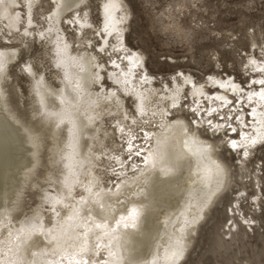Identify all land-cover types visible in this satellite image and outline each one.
<instances>
[{
    "label": "snow or ice",
    "instance_id": "6c2138e0",
    "mask_svg": "<svg viewBox=\"0 0 264 264\" xmlns=\"http://www.w3.org/2000/svg\"><path fill=\"white\" fill-rule=\"evenodd\" d=\"M101 7L103 22L85 40L84 32L93 27L85 0H0V20L8 21L2 42L17 35L24 41L0 48V84H10L12 63L33 82L31 116L17 109L11 117L14 130L23 134L21 143L30 146L32 167L15 197L0 208V264H189L202 222L225 198L221 246L241 225L246 235L260 227L264 237V157L257 171L248 167L256 148H264V0L258 22L245 16L241 31L233 25L228 33H210L216 23L209 25L206 13L213 11V0H169L166 32L189 44H195V36L208 38L195 45L200 65H208L199 76L183 70L156 76L159 69L149 68L144 55L148 49L125 42L124 6L107 0ZM142 7L151 16L147 5ZM185 8L195 13L191 31L176 23ZM61 24L76 31L75 54ZM145 33L155 35V23ZM159 60L175 64L170 54ZM53 71L63 73L59 89L46 86ZM157 83L160 88L151 87ZM208 85L221 91L210 89L209 95ZM93 86L99 90L91 91ZM10 101L0 87L3 111H9ZM217 136L223 137L219 145ZM224 144L234 157L222 156ZM45 168L50 179L43 181L41 204L29 202L26 185L39 190L38 174ZM237 169L246 184L236 179ZM156 174L162 179L150 192L148 176ZM162 188L175 194L177 210L169 212L170 205L156 195ZM245 207L247 214L240 211ZM142 247L149 249L150 260L138 259ZM30 249H37L31 258ZM226 255L228 260L217 264H264V244L232 245Z\"/></svg>",
    "mask_w": 264,
    "mask_h": 264
},
{
    "label": "rangeland",
    "instance_id": "374dc122",
    "mask_svg": "<svg viewBox=\"0 0 264 264\" xmlns=\"http://www.w3.org/2000/svg\"><path fill=\"white\" fill-rule=\"evenodd\" d=\"M99 0H91L94 4L90 9V18L92 23V30L98 28L99 19L96 11V4ZM127 9L129 11V20L126 23V44L129 48H133L138 42L147 48L148 51L144 53L148 57V67L151 69H159L156 71V76H170L173 71H178V69L185 72H195L197 76L201 74L200 70L202 68L206 69L208 67L207 63L200 65L199 63V52L196 51V44L208 43L207 36L200 37L195 36V44H189L187 42L181 41L180 38L174 37L171 31H167V26L171 23L168 18V13L165 11L169 0H123ZM189 3L192 0H188ZM203 0H201V3ZM253 4L255 7H248V5ZM147 5L148 12L151 16L145 13L142 6ZM164 12L163 17L159 14ZM210 19L208 24L212 25L213 20H215L216 26L211 27L210 33L224 32L228 33L232 30L233 25H237V31H241L238 27L240 21L243 17L248 18L258 22L262 16V11L260 8V0H213V11L206 13ZM192 15L195 13H189L187 8L184 9L182 13L177 14L176 23L183 28L185 31H191L195 28V24L192 22ZM199 16L197 17V22H199ZM101 22V21H100ZM155 23L156 34L148 36L145 33L147 28L150 32L152 30V25ZM199 31V29H197ZM246 31V29H244ZM144 34V38L141 39V35ZM195 35V34H194ZM233 35H236L234 32ZM259 33H257V36ZM159 37V39H158ZM218 39V37H216ZM250 39V38H249ZM241 42H243V37ZM163 45V48L161 47ZM239 44H237V47ZM200 51H203L202 49ZM243 51V49H241ZM251 51V48H249ZM196 52V55L193 53ZM161 54H170L175 59V64L170 65L166 63H161L159 57ZM256 55L259 56V49H256ZM239 61V57H236ZM215 65H213L214 67ZM19 64H13L10 71V81L11 83L6 86L7 94L11 97L10 104L16 109H20L22 112L27 109L28 115V80L24 77L22 73L18 71ZM237 71H242V65L237 62ZM207 71L203 72L204 76H207ZM151 74V73H150ZM229 74L233 75L232 72ZM242 79V76L240 77ZM21 93H23L24 102L21 104ZM20 97V98H19ZM20 99V100H19ZM20 101V103H19ZM219 141L217 144L219 145ZM222 156L227 157L230 154L234 157L235 153H230L227 144L222 147ZM264 157V148L257 147L255 154L251 159L248 167L253 171H257L256 165ZM247 175V173H245ZM236 179L241 181V184H246L244 177L240 174V169H237ZM29 193L27 199L29 202L34 201V195ZM227 208V198L223 201H218V206L213 209L212 213L205 222H202L200 226V235L196 240V248L189 253L188 261L189 264H199L203 259L206 264H217L218 260H228L226 255L227 249L231 248L232 245H238L239 248H244L247 245L250 248H258L264 244V237L261 236V228L256 227L252 232L246 233V228L240 226L239 233L234 234L232 240L229 241L223 247L220 244V228L221 221L225 215V209ZM247 214V207L240 209ZM227 235V233H225Z\"/></svg>",
    "mask_w": 264,
    "mask_h": 264
},
{
    "label": "bare ground",
    "instance_id": "6f19581e",
    "mask_svg": "<svg viewBox=\"0 0 264 264\" xmlns=\"http://www.w3.org/2000/svg\"><path fill=\"white\" fill-rule=\"evenodd\" d=\"M17 2L22 4L23 0H17ZM106 2H107V0H99L95 6L96 11H97V15H98V19H99L98 27L103 22V12H102L101 6ZM85 3L87 5V10H88L89 15H90V9L94 4H92L91 0H85ZM119 3H121L124 6L126 14H128V16H129V11L127 9V6L123 2V0H119ZM15 11L19 12V11H23V10L17 8V9H15ZM84 11H85L84 8H82L80 10L81 15H83ZM45 15H46V13H45ZM64 18L68 19L69 17L65 16ZM89 22H91L90 16H89ZM7 24H8L7 20H0V29H3V33H4V35H0V48H16V47H18V44L16 43V41H19V44L22 45L24 43V41L22 39H20V37L18 35L15 37H12V41L10 43L5 44L2 42L3 40L6 39V34L8 33V28L6 27ZM44 26L47 27V23H45ZM59 26L64 28V31L66 34H69L68 40H69V43L71 44V47H72V54H75V48H76V31H75V29L71 25L65 26V25L61 24ZM125 26H126V24H125ZM21 31H22V29H21ZM93 31L94 30L85 31L84 32V39L86 40L88 37H91ZM29 40H31V38H29ZM93 43L95 44V41H93ZM38 51H40L42 53L43 50L38 49ZM81 51H83V49H81ZM20 63H23V61H20ZM13 64H16V63H12V65ZM178 71H181V70L178 69ZM208 74L209 73H207V75ZM9 75H10V73H9ZM62 75H63L62 71L59 75H57V73L55 71L50 73L49 76L46 78V86H51L53 88L59 89L61 87ZM228 75H231V74L228 73ZM24 77L28 80V84H27L28 90L27 91H28V97H29V94L33 90V82H32L30 77H28L26 75H24ZM103 79H104V82H105L107 87L111 88L113 86L108 81L106 72L103 74ZM7 85H8V83L0 84V87L3 88V92L5 93L6 96H8L7 90L5 89ZM151 87L160 88L161 84H159V83L153 84V85H151ZM210 89H215V91H217V92L221 91V89H219L215 85H208L205 88V92L208 93L209 95L211 94L209 91ZM98 90L99 89L96 86H93V88L91 89V91H93V92L98 91ZM229 99H232V96L230 93H229ZM19 103H20V101H19ZM29 103H31L30 100H29ZM188 103L191 106L192 101L189 100ZM207 103H208L207 100H202L201 106L206 107ZM214 106H215V104H214ZM2 108H3V106H0V208L4 207L6 200L10 201L11 199H13L15 197V191H16L17 187L24 180L25 170L32 167L31 155H30V153H31L30 146L26 142L21 143L20 137L23 134L18 133L14 130L16 128V126L13 123L11 117L16 115V113H17L16 109L10 104V102L8 103L9 111L5 112L2 110ZM28 116L29 117L31 116V109L30 108L28 111ZM108 123L111 124L112 121H108ZM103 134H104V129L102 127L101 132H100V138L101 139L104 138ZM233 138H235V137H233ZM221 139H223V137L217 136V141L221 140ZM116 143H119V141H116ZM109 144H111V140H109ZM45 161L47 162V152H45ZM111 178L115 179V177H111ZM45 179H50V177L48 176V169L47 168H45L43 171H41L38 174V180L40 181V183L38 185L39 190L34 189L31 184L26 185L27 191L31 192L34 195V197H35L34 201H36V204H41L40 196H41V192L43 190V187L45 186L43 183V181ZM107 179H108V177L106 175L105 176V184H104L105 187H107ZM161 179L162 178L159 177L158 174H156L155 176L149 175L148 176V185H147L148 190L150 192L153 191L154 187L157 185V182ZM79 191L80 190L77 189L78 193H79ZM156 195L159 198L163 199L167 204L170 205V207L168 208L169 212H172V211L178 209V201L176 200L175 194L173 192L162 188L160 191L156 192ZM36 204H33L32 206L35 207ZM19 219H20V217H16L17 226H18ZM161 219H162V217H161ZM152 224H154V221L151 222L149 227H151ZM40 247H43V245H40ZM154 249H155V245L153 244V250ZM36 250L37 249H30L29 250V257L30 258H31V252L36 251ZM47 258H51V257L50 256L49 257H37L38 260L47 259ZM100 258L103 259L104 257L101 255ZM151 258L152 257H151V253L149 252V249L147 247H142L140 250L138 259L141 261H144V260H150Z\"/></svg>",
    "mask_w": 264,
    "mask_h": 264
}]
</instances>
